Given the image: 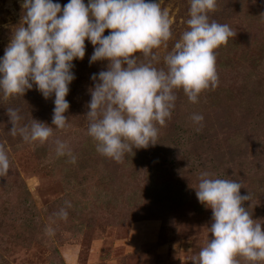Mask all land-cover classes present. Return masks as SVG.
Returning a JSON list of instances; mask_svg holds the SVG:
<instances>
[{
    "label": "rangeland",
    "instance_id": "1",
    "mask_svg": "<svg viewBox=\"0 0 264 264\" xmlns=\"http://www.w3.org/2000/svg\"><path fill=\"white\" fill-rule=\"evenodd\" d=\"M160 6L173 33L166 48L154 50L157 67H164V56L187 30L190 0H160ZM22 14L20 0H0V57ZM209 18L236 35L216 50L215 89L204 90L197 103L176 90L171 118L158 125L156 145L169 149L161 150L166 156L157 166L150 148L144 162L127 169V154L116 162L97 151L87 105L91 77L108 62L90 65L94 47L87 40L85 58L73 62L76 79L66 97L70 126L54 128L49 141L13 137L7 109H20L21 123L33 118L53 126L54 96L46 100L34 86L24 96L0 97V144L10 158L8 174L0 176V264H193L214 238L212 210L196 196L203 172L240 181V194L251 196L243 206L264 228V0H218ZM193 114L204 120L195 123ZM56 140L71 155L57 156ZM62 208L67 219L58 215Z\"/></svg>",
    "mask_w": 264,
    "mask_h": 264
},
{
    "label": "clouds",
    "instance_id": "2",
    "mask_svg": "<svg viewBox=\"0 0 264 264\" xmlns=\"http://www.w3.org/2000/svg\"><path fill=\"white\" fill-rule=\"evenodd\" d=\"M218 0H190L185 30L174 49L157 67L156 51L172 39V21L160 0H20L22 19L12 30L10 42L0 57V97L24 96L35 86L47 100L55 97L52 125L24 117L18 108H8L10 134L25 143L49 141L56 130L69 127L65 113L70 85L76 79L75 60L86 55L85 41L94 47L89 63L107 61V70L93 74L90 88L88 134L102 155L122 162L133 149L158 144V125L172 116L182 89L192 103L207 89L218 86L216 50L236 35L228 24L210 20ZM109 34L105 35V31ZM200 124L204 117L193 114ZM57 156L71 155L68 145L55 141ZM75 162V157L72 158ZM10 170V158L0 144V176ZM243 184L235 179L199 177L196 196L212 210L208 227L214 237L201 249L193 264H264V228L254 220L241 195ZM67 207H71L66 202ZM58 215L67 219L68 212Z\"/></svg>",
    "mask_w": 264,
    "mask_h": 264
},
{
    "label": "trees",
    "instance_id": "3",
    "mask_svg": "<svg viewBox=\"0 0 264 264\" xmlns=\"http://www.w3.org/2000/svg\"><path fill=\"white\" fill-rule=\"evenodd\" d=\"M221 52H225V49L223 50V49H221L220 50ZM225 60L226 61H232V59H230L229 57H228V55L227 54H225ZM97 146V142L95 143V147ZM97 148V147H96ZM148 148H150L151 149V151L153 152V154H152V157L153 158H155L154 159V162H155V166H157V164H162V159H163V157L164 156H166L165 154H163L162 152H161V150L162 149H164V148H166V149H169L164 143H162V144H160V145H155V146H149ZM148 148L147 149H133V151H134V153H135V155L133 156V154L132 153H128L127 154V156H126V165H124L125 167H124V169H127L129 166H134V163H136V164H138V163H140V162H144L147 158L145 157V155L147 154V152H148ZM110 159H112V158H110ZM135 159V160H134ZM133 160H134V162H133ZM113 161H115L114 159H113ZM81 170H83V171H85V170H87V169H84V168H82L81 167ZM153 171V170H152ZM105 177L106 176H104L103 174H101V178L102 179H104L105 180ZM260 194H262V193H260L259 192V190L257 191V195L256 196H258V195H260ZM175 199V198H174ZM181 199H183L182 198V196L181 195H179V198H178V200H181ZM28 200H29V194H26V198L24 199V202L25 203H27L28 202Z\"/></svg>",
    "mask_w": 264,
    "mask_h": 264
}]
</instances>
